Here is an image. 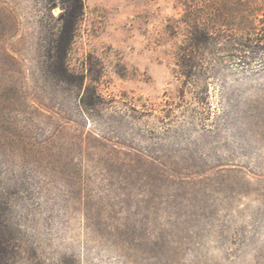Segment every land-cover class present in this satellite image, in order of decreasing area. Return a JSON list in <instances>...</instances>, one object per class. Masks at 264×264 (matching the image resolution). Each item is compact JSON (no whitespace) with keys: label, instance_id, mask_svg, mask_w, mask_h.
Masks as SVG:
<instances>
[{"label":"rangeland","instance_id":"1","mask_svg":"<svg viewBox=\"0 0 264 264\" xmlns=\"http://www.w3.org/2000/svg\"><path fill=\"white\" fill-rule=\"evenodd\" d=\"M82 2L0 0V264H264V0Z\"/></svg>","mask_w":264,"mask_h":264},{"label":"trees","instance_id":"2","mask_svg":"<svg viewBox=\"0 0 264 264\" xmlns=\"http://www.w3.org/2000/svg\"><path fill=\"white\" fill-rule=\"evenodd\" d=\"M54 2L61 8V12L57 17L59 24L48 44V50L56 60L53 66L56 72L67 73L66 58L82 15L83 2L82 0H54Z\"/></svg>","mask_w":264,"mask_h":264}]
</instances>
